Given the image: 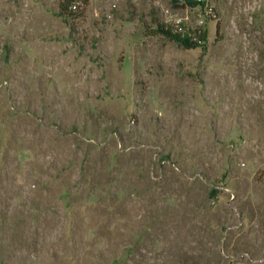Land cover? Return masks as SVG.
I'll use <instances>...</instances> for the list:
<instances>
[{
  "label": "rangeland",
  "instance_id": "1",
  "mask_svg": "<svg viewBox=\"0 0 264 264\" xmlns=\"http://www.w3.org/2000/svg\"><path fill=\"white\" fill-rule=\"evenodd\" d=\"M58 3L0 0V264H264V0Z\"/></svg>",
  "mask_w": 264,
  "mask_h": 264
},
{
  "label": "trees",
  "instance_id": "2",
  "mask_svg": "<svg viewBox=\"0 0 264 264\" xmlns=\"http://www.w3.org/2000/svg\"><path fill=\"white\" fill-rule=\"evenodd\" d=\"M80 1L84 3V0H59L58 3L59 14L64 17L72 16L71 10L73 11L77 10L78 7L75 6V4ZM153 34L162 36L168 41H171L185 48L192 46L204 47L207 40V36L205 32L188 31V32L180 33L177 31H172L171 28H168L163 24H156ZM210 196L214 197L215 194L210 193Z\"/></svg>",
  "mask_w": 264,
  "mask_h": 264
},
{
  "label": "built area",
  "instance_id": "3",
  "mask_svg": "<svg viewBox=\"0 0 264 264\" xmlns=\"http://www.w3.org/2000/svg\"><path fill=\"white\" fill-rule=\"evenodd\" d=\"M178 32L182 33L181 28H179V31Z\"/></svg>",
  "mask_w": 264,
  "mask_h": 264
}]
</instances>
